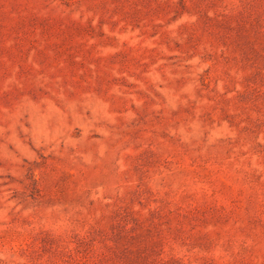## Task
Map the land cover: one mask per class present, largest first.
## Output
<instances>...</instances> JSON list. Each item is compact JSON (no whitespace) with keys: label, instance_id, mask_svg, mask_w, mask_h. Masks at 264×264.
I'll use <instances>...</instances> for the list:
<instances>
[{"label":"rangeland","instance_id":"obj_1","mask_svg":"<svg viewBox=\"0 0 264 264\" xmlns=\"http://www.w3.org/2000/svg\"><path fill=\"white\" fill-rule=\"evenodd\" d=\"M0 264H264V0H0Z\"/></svg>","mask_w":264,"mask_h":264}]
</instances>
